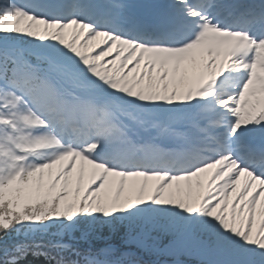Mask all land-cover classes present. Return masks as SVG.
Returning a JSON list of instances; mask_svg holds the SVG:
<instances>
[{
    "label": "snow or ice",
    "instance_id": "6c2138e0",
    "mask_svg": "<svg viewBox=\"0 0 264 264\" xmlns=\"http://www.w3.org/2000/svg\"><path fill=\"white\" fill-rule=\"evenodd\" d=\"M166 257L264 264V0H0V264Z\"/></svg>",
    "mask_w": 264,
    "mask_h": 264
},
{
    "label": "trees",
    "instance_id": "16d2710c",
    "mask_svg": "<svg viewBox=\"0 0 264 264\" xmlns=\"http://www.w3.org/2000/svg\"><path fill=\"white\" fill-rule=\"evenodd\" d=\"M169 242V238L168 237H163L161 239V243L162 244H167ZM145 259H152V257H145ZM166 260H168L169 264H171V260L169 258H164ZM185 264H196L195 262V258L194 257H183Z\"/></svg>",
    "mask_w": 264,
    "mask_h": 264
}]
</instances>
